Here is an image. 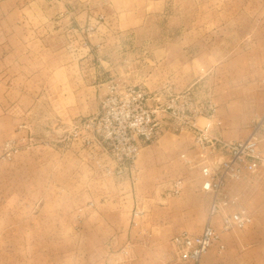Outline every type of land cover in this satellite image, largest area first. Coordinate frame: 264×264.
I'll list each match as a JSON object with an SVG mask.
<instances>
[{
	"label": "rangeland",
	"instance_id": "1",
	"mask_svg": "<svg viewBox=\"0 0 264 264\" xmlns=\"http://www.w3.org/2000/svg\"><path fill=\"white\" fill-rule=\"evenodd\" d=\"M171 85L215 123L175 124L157 108ZM105 104L112 140L85 124ZM252 132L264 158V1L0 0V264L176 263L174 236L207 223L201 167ZM130 138L137 159L116 163ZM232 183L252 222L202 263L264 264V167Z\"/></svg>",
	"mask_w": 264,
	"mask_h": 264
},
{
	"label": "built area",
	"instance_id": "2",
	"mask_svg": "<svg viewBox=\"0 0 264 264\" xmlns=\"http://www.w3.org/2000/svg\"><path fill=\"white\" fill-rule=\"evenodd\" d=\"M94 28L88 26L87 32ZM135 92V91H134ZM144 93L138 90L133 99L140 102ZM169 100L164 105H158V109L165 111L175 120V124H197V111H189L178 107L179 97L168 95ZM156 109V108H155ZM144 110L136 116L134 124L141 128L140 136L149 142L155 139L158 131L153 113L156 110ZM113 107L108 109L105 104L100 113L85 124H94L96 132L100 137L112 140L114 130L112 122L118 120L114 116ZM210 114L214 108L209 110ZM87 145L91 140H84ZM220 149L226 153V159L216 163L205 164L201 167L202 181L199 191L210 196L207 213V223L198 234L181 232L172 239L174 264H203V256L213 247L223 250L222 234L234 230H240L252 222V214L245 204L244 196L231 190L232 182H241L246 174H255L264 167V158L260 151V140L256 132H252L246 139L237 142H218ZM140 153L139 143L135 138L125 141L124 147H119L113 153V159L118 164L134 162ZM184 157V156H183ZM109 171V169H107ZM183 189V181L177 180L173 183L172 191L179 194Z\"/></svg>",
	"mask_w": 264,
	"mask_h": 264
},
{
	"label": "crops",
	"instance_id": "3",
	"mask_svg": "<svg viewBox=\"0 0 264 264\" xmlns=\"http://www.w3.org/2000/svg\"><path fill=\"white\" fill-rule=\"evenodd\" d=\"M119 1H124V2H126V1H137V2H139V1H141V0H119ZM143 1H147V2H150V1H153V2H160L161 0H143ZM243 1H247V0H243ZM256 1H264V0H256ZM135 5V4H134ZM129 10H131L132 11V8L131 7H127V11L125 12V13H123V11H122V13L120 14V15H125V16H130V17H132V16H136V12L134 11L133 13L132 12H129ZM173 87H172V85L171 86H169L168 87V89H167V87L166 88H164V90H163V92L164 93H167V95H174L173 93H171L170 91H172L173 89H172ZM157 90H159V89H157ZM157 90H154V91H157ZM154 94V101L157 99V94L154 92L153 93ZM175 96V95H174ZM198 118H202V119H204L207 123L206 124H214L215 123V121H213V119L214 118H211V117H208V116H206V117H202V116H199V117H196V121L198 122ZM199 123V122H198ZM244 200H245V198H244ZM198 234V233H197Z\"/></svg>",
	"mask_w": 264,
	"mask_h": 264
}]
</instances>
